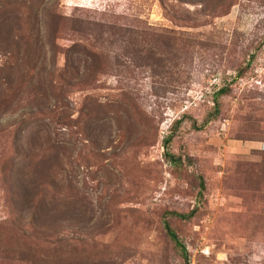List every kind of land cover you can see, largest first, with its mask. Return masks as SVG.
<instances>
[{
    "label": "rangeland",
    "instance_id": "rangeland-1",
    "mask_svg": "<svg viewBox=\"0 0 264 264\" xmlns=\"http://www.w3.org/2000/svg\"><path fill=\"white\" fill-rule=\"evenodd\" d=\"M164 221L264 264V0H0V264H184Z\"/></svg>",
    "mask_w": 264,
    "mask_h": 264
},
{
    "label": "trees",
    "instance_id": "trees-1",
    "mask_svg": "<svg viewBox=\"0 0 264 264\" xmlns=\"http://www.w3.org/2000/svg\"><path fill=\"white\" fill-rule=\"evenodd\" d=\"M219 92H222V90L219 91ZM168 141H169V138H167V142H165V144L168 143ZM54 157H57V156H54ZM165 157L169 161L174 159L173 155H171L169 152L165 153ZM38 166L39 165H37L36 167H38ZM24 167H26V165H24ZM37 171H39V170H37V168H36V170H34V172H37ZM26 180H28L29 182L28 183L26 181L23 182V184H24L23 185V189H29V190L33 189L34 188L33 178L32 177H28ZM199 186H200V188H199V193L198 194L202 196V192L204 190L203 181L200 182ZM195 212H196L195 210H191L190 212H188L186 214L178 213V212H168L167 214H171L172 216H175V217H177V218H179L181 220H185V219H189L190 217H192L195 214ZM163 226H164L165 232H166L167 236L169 237L170 241L174 244L175 248L179 249V251H180V253H181L182 257H183L184 264H189L187 250H186L184 244L180 241V239H179L178 235L176 234V232L170 226L168 221H164V225Z\"/></svg>",
    "mask_w": 264,
    "mask_h": 264
}]
</instances>
